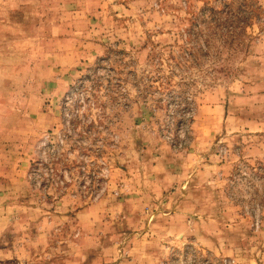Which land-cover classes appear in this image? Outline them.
Listing matches in <instances>:
<instances>
[{
    "label": "rangeland",
    "instance_id": "rangeland-1",
    "mask_svg": "<svg viewBox=\"0 0 264 264\" xmlns=\"http://www.w3.org/2000/svg\"><path fill=\"white\" fill-rule=\"evenodd\" d=\"M0 264H264V0H0Z\"/></svg>",
    "mask_w": 264,
    "mask_h": 264
}]
</instances>
